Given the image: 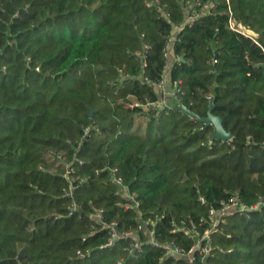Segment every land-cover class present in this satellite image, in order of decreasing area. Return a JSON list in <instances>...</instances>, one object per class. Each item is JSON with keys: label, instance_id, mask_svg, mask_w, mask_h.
<instances>
[{"label": "trees", "instance_id": "16d2710c", "mask_svg": "<svg viewBox=\"0 0 264 264\" xmlns=\"http://www.w3.org/2000/svg\"><path fill=\"white\" fill-rule=\"evenodd\" d=\"M151 1L0 0V264H189L147 244L138 219L160 217L156 241L187 252L184 229L203 231L209 208L264 201V0ZM177 26L166 90L180 102L160 109L152 85ZM209 108L231 139L200 121ZM97 210L134 237L105 247ZM210 242L191 264H264V206L225 217Z\"/></svg>", "mask_w": 264, "mask_h": 264}, {"label": "built area", "instance_id": "2783aa9c", "mask_svg": "<svg viewBox=\"0 0 264 264\" xmlns=\"http://www.w3.org/2000/svg\"><path fill=\"white\" fill-rule=\"evenodd\" d=\"M228 1V0H225ZM198 3V0H196ZM188 4V2H187ZM199 4V3H198ZM159 2L158 0H153L150 3L147 4V6H158ZM209 3L207 5H204L203 8L207 10L209 8ZM185 12H186V18H185V23H190L195 15L193 11H190V7L186 6L185 7ZM161 15L163 16L164 13L161 12ZM228 26L231 30L235 32H239L242 35L246 36H254V33L247 29L246 27H243L241 24L236 23L233 19H229ZM180 26H177L174 28L173 31V36L167 41L165 50L163 52V56L166 59V67L163 72V78L161 81L158 83L153 84L152 86L157 89L160 94H161V100L159 103H157L156 107L162 109L164 107H171L167 101L166 98L172 97V100L177 101L178 103L180 102V99L176 97V94L180 92V90L177 88L176 84L173 85L171 88V92L168 93L166 90V75L171 67V63L173 60V53H172V44L174 42V38L176 33L179 31ZM148 47L146 45L143 46V50L140 52L136 53V56L139 57L141 60L144 59V54L146 53ZM97 172V171H96ZM114 172V171H113ZM111 181L119 187V192L122 194V196H126V198L131 202V207L138 212V203L134 200V197L128 192L127 187L123 184L122 180L120 177L115 176L112 174V179ZM66 196H71V192L67 193ZM198 201L201 204H204L205 201L202 197L198 198ZM262 206H264V201L259 198V200L253 204L252 206H246L244 205L238 198L237 195H232L229 197L228 200H222L219 203V206L216 208L211 207L209 208L207 217L205 219H202L200 221V224L203 223L205 226V229L203 231H199L197 228V225L194 223H190L188 226L185 227L184 231L186 234L191 236L192 238L195 239V245L189 250V251H184L182 248L177 246L175 243L170 242L166 245H163L156 241L154 237V226L156 222L159 220L160 217H157L156 220H151L149 222H144L141 221V219H138V226H137V232H142L145 235V242L149 244L150 246L154 248H164V256L167 257H173L176 259L184 258L187 260L189 264H191L194 260V251H198L200 255H207L210 250H211V242H210V235L214 231H216L218 225L220 222L224 220L225 217L233 215V214H245V213H250L253 211L259 210ZM76 210V207L72 205L69 207V215L74 213ZM140 216V214H139ZM91 218H93L97 223L100 224L101 229L107 231L108 239L107 243L105 244V247H110L113 245V243L120 238H131L134 237V231H125L120 233L117 229V223L116 222H111V223H106L102 220V211L97 210L95 213L90 215ZM199 224V225H200ZM94 233L93 228L87 235H92ZM86 237L82 238V241L85 240ZM141 242L138 240H135L132 243V251L134 250H139L140 249ZM77 255L82 257L84 254L80 251L77 252ZM117 264H121L120 262H117Z\"/></svg>", "mask_w": 264, "mask_h": 264}, {"label": "water", "instance_id": "95a60500", "mask_svg": "<svg viewBox=\"0 0 264 264\" xmlns=\"http://www.w3.org/2000/svg\"><path fill=\"white\" fill-rule=\"evenodd\" d=\"M92 115H93V111H90L89 117L91 118ZM200 121L207 123V124H212L214 126L215 133L213 136L216 139H219L222 141H227L231 139V134L229 132H226L225 129L223 128L222 119L216 116H212L210 113V108H209L208 116L204 119H200Z\"/></svg>", "mask_w": 264, "mask_h": 264}, {"label": "rangeland", "instance_id": "374dc122", "mask_svg": "<svg viewBox=\"0 0 264 264\" xmlns=\"http://www.w3.org/2000/svg\"><path fill=\"white\" fill-rule=\"evenodd\" d=\"M167 92H168V93H170V92H171V90H169V91H167ZM169 98H170V99H172V97H171V96H170ZM169 98H166V101H167V102H168V99H169ZM168 103H169V102H168ZM169 104H170V103H169Z\"/></svg>", "mask_w": 264, "mask_h": 264}, {"label": "crops", "instance_id": "0c3cea01", "mask_svg": "<svg viewBox=\"0 0 264 264\" xmlns=\"http://www.w3.org/2000/svg\"><path fill=\"white\" fill-rule=\"evenodd\" d=\"M166 78H167V79H166V82H168V76H167V75H166Z\"/></svg>", "mask_w": 264, "mask_h": 264}]
</instances>
